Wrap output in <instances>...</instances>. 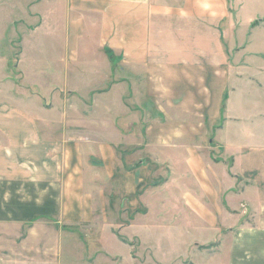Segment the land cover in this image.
Returning <instances> with one entry per match:
<instances>
[{"label":"crops","instance_id":"1","mask_svg":"<svg viewBox=\"0 0 264 264\" xmlns=\"http://www.w3.org/2000/svg\"><path fill=\"white\" fill-rule=\"evenodd\" d=\"M0 2L1 12L11 2L21 15L14 22L20 32L44 35L42 54L29 56L43 59L62 96L92 97L91 112L83 101L79 112L112 118L107 138L67 136L66 124L53 139L47 133L57 124L37 123L34 106L0 100V264H65L68 226L96 223L107 233L106 210L114 209L118 188L119 209L123 201L133 208L145 203L150 185L163 208L171 189L172 210L189 222L233 226L225 234V264H264V154L223 138L242 124L234 118L253 113L235 108L238 89H228V0ZM122 99L144 117L138 138L131 116L117 123L119 114L133 112ZM222 119L219 129L214 124ZM215 148L223 156H214ZM165 164L168 174H154L147 186L151 166L157 172ZM242 204L258 222L243 221Z\"/></svg>","mask_w":264,"mask_h":264},{"label":"rangeland","instance_id":"2","mask_svg":"<svg viewBox=\"0 0 264 264\" xmlns=\"http://www.w3.org/2000/svg\"><path fill=\"white\" fill-rule=\"evenodd\" d=\"M7 6L9 9L7 14L0 11V100L11 104H27L28 107L34 106L37 123L57 124L49 131L50 133H47L51 134L53 139L59 138L63 132L62 127L66 124L67 136H76L77 132H84L95 137L107 138L108 123L112 122V118H108L107 112H97V115L86 112L83 115L79 112L76 103L83 101L84 105L89 107L94 100L92 97L77 99L75 96L66 98L62 96L60 83L53 81L44 72L43 59L29 56V53L34 55L36 51L42 54L39 44L42 45L44 35L20 32L23 28L16 23L21 15L14 14L17 10L12 7L11 2ZM228 12L227 28L223 27L226 30L223 38L228 53L229 84L233 83V87L229 85L228 89L234 91L238 89L235 108L242 107L244 112L247 110L253 113L249 116L246 114L247 117L241 121V118L233 117L242 124H238L237 130L227 128L223 138L231 144L238 143L239 146L254 150L260 147L261 150L257 153L264 154V0H228ZM32 22L35 24L36 20ZM25 37L26 56L20 60L19 55L23 51ZM30 45L32 49H29ZM62 97L65 99L64 113L61 106L64 100ZM122 100L133 112L132 115L119 114L117 123L129 122L128 118L131 116L130 119L133 118L132 122L135 123L132 129L138 138V133L143 135L144 117L138 113V108L134 109L135 105H130L126 99ZM89 109L91 112L90 107ZM149 117L152 118L154 115ZM231 118L229 117L230 120ZM87 122L96 125L91 128ZM222 122L223 119L217 120L216 123L213 121L214 125H220L219 129L224 126ZM77 123L86 125L76 126ZM216 139H219L218 135L215 136ZM215 140H212L213 144ZM139 143H142L141 138ZM235 149L240 148L234 145L233 150ZM223 152V149L218 151L215 148L213 155L223 156ZM241 152L255 153L247 150ZM226 160L229 163V159ZM260 168L264 170V163ZM155 170V167L151 166L146 179L147 186L153 180L154 174L165 176L169 171L166 164L157 169V172ZM150 186V192L143 193L146 196L143 198L145 203L137 202L135 207L130 208L127 201H123L122 209L118 207L119 201L123 199L122 189L118 188L112 201L114 209L106 210L111 223L107 227V233H103L104 228L96 223L81 227L68 226L69 237H72L65 248L71 252L65 254V264H225L228 242L225 234L229 233L230 227L233 226L223 224L221 220L215 226L196 223L198 220L189 222L182 214L178 215L181 211L172 210L171 201L175 195L171 189L164 192L168 198L164 202L169 208H163L156 204L158 196L155 194V185ZM240 207L238 212L243 221L247 220V224L250 225L258 222L253 218L255 213L253 214L251 207L245 204ZM172 214H175L174 218ZM112 236L115 238L114 241L108 238ZM94 247L97 249L92 250Z\"/></svg>","mask_w":264,"mask_h":264},{"label":"clouds","instance_id":"3","mask_svg":"<svg viewBox=\"0 0 264 264\" xmlns=\"http://www.w3.org/2000/svg\"><path fill=\"white\" fill-rule=\"evenodd\" d=\"M205 7H207V5H205Z\"/></svg>","mask_w":264,"mask_h":264}]
</instances>
